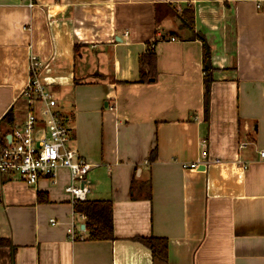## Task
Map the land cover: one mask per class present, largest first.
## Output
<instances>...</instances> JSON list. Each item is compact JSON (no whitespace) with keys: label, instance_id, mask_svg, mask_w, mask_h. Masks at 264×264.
Wrapping results in <instances>:
<instances>
[{"label":"crops","instance_id":"1","mask_svg":"<svg viewBox=\"0 0 264 264\" xmlns=\"http://www.w3.org/2000/svg\"><path fill=\"white\" fill-rule=\"evenodd\" d=\"M195 34L210 47L208 112ZM149 47L158 77L143 83ZM35 54L115 237L89 239L66 169L55 184L0 175V238L14 246L0 264H264V0H0V134L11 107L16 125L26 116ZM204 149L206 166H183ZM152 236L167 263L138 240Z\"/></svg>","mask_w":264,"mask_h":264},{"label":"built area","instance_id":"2","mask_svg":"<svg viewBox=\"0 0 264 264\" xmlns=\"http://www.w3.org/2000/svg\"><path fill=\"white\" fill-rule=\"evenodd\" d=\"M30 61L31 79L22 92L26 116L13 130L0 135V175H16L29 185H36L40 179L55 184L60 171L66 169L70 176L66 192L75 204L78 200H86L91 191L87 176L92 164L71 145L73 129L59 107L57 92L45 76L49 72L48 64L40 61L36 54ZM201 153V159L183 166H206L208 152L204 149ZM79 216L85 219L83 214ZM50 220L54 225L57 223V220ZM70 233L74 236L73 227Z\"/></svg>","mask_w":264,"mask_h":264},{"label":"trees","instance_id":"3","mask_svg":"<svg viewBox=\"0 0 264 264\" xmlns=\"http://www.w3.org/2000/svg\"><path fill=\"white\" fill-rule=\"evenodd\" d=\"M182 23L186 27L194 31L195 25V9L191 6H186L182 8L180 13ZM197 37L203 41V57H204V70H205V94H204V105L206 112L209 111V101L211 95V82H212V63L210 56V47L205 40L204 36L201 34H195L194 38ZM140 82L148 83L157 80V53L151 47L147 51L140 55ZM1 123L5 126V131L13 130L16 125L15 111L11 107L9 111L6 112L5 116L1 119ZM1 133L3 135L5 133ZM155 149L150 152V158L154 155ZM44 200V199H43ZM74 209L77 213L83 214L85 216V229L87 235L91 240H104V239H114V220L112 219L113 214V203L110 199H90L87 197L86 200H78L74 204ZM138 240L146 245L150 250L153 251L154 262H168V240L162 237H138ZM0 246H11L12 242L10 239L0 238ZM14 257L12 256V264Z\"/></svg>","mask_w":264,"mask_h":264},{"label":"water","instance_id":"4","mask_svg":"<svg viewBox=\"0 0 264 264\" xmlns=\"http://www.w3.org/2000/svg\"><path fill=\"white\" fill-rule=\"evenodd\" d=\"M84 227H85V225H84Z\"/></svg>","mask_w":264,"mask_h":264}]
</instances>
